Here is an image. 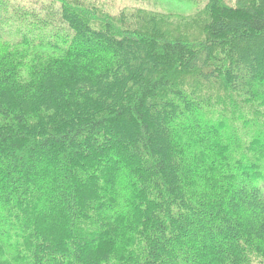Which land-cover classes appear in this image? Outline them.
I'll list each match as a JSON object with an SVG mask.
<instances>
[{
    "label": "trees",
    "instance_id": "obj_1",
    "mask_svg": "<svg viewBox=\"0 0 264 264\" xmlns=\"http://www.w3.org/2000/svg\"><path fill=\"white\" fill-rule=\"evenodd\" d=\"M49 1L0 35V264L264 263V0L197 39Z\"/></svg>",
    "mask_w": 264,
    "mask_h": 264
},
{
    "label": "rangeland",
    "instance_id": "obj_2",
    "mask_svg": "<svg viewBox=\"0 0 264 264\" xmlns=\"http://www.w3.org/2000/svg\"><path fill=\"white\" fill-rule=\"evenodd\" d=\"M76 1L84 6L94 7L99 17L108 14L119 25L139 26L140 21V25H144L142 21L152 17L158 19L159 27L171 37L182 35H188L190 39L202 37L199 28V12L204 8L205 0ZM0 2L6 3L5 6L0 4V35H10L16 39L23 34L32 36V34L28 35L30 32V28L26 25L28 21L30 25H34L37 16H44L46 13L52 14L59 7L58 3H52L49 0H0ZM65 25L57 17V20H52L48 34L46 33L42 38L40 33H37L36 37L39 41H43L45 38L59 43L61 39H54L55 33L61 36L59 31L62 28L66 31ZM17 30H21L23 34ZM62 36L66 37L67 35Z\"/></svg>",
    "mask_w": 264,
    "mask_h": 264
}]
</instances>
